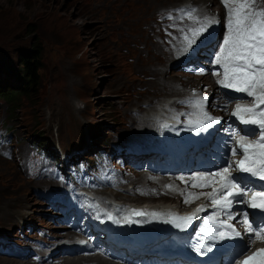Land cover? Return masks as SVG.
Listing matches in <instances>:
<instances>
[{"label": "rangeland", "instance_id": "obj_1", "mask_svg": "<svg viewBox=\"0 0 264 264\" xmlns=\"http://www.w3.org/2000/svg\"><path fill=\"white\" fill-rule=\"evenodd\" d=\"M118 1L0 0V90L19 92L25 88L28 84L21 57L41 52L39 84L16 102L0 98V149L6 151L5 156L0 154V264H28L2 255L47 249L53 241L63 240L55 235L73 223L65 220L67 211L60 204L63 195L54 200L46 189L49 179L63 185L58 176L62 166L41 158L35 142L61 159L91 160L101 149L110 153L121 147L119 138L124 129L152 127L147 121L158 112L162 114L168 102L173 101L171 113L187 110L188 102H177L188 92L186 87L199 92L207 85V92L214 90L199 72L208 65L203 51L193 62L172 63L173 71L165 74L141 71L150 69L146 66V46L159 47L161 32L169 37L170 25L165 22L172 20V15L165 17L164 12L159 16L168 19L159 20L155 31H147L148 24L157 23L158 13L154 15V11L181 0H124L113 8ZM153 1L149 12L147 5ZM158 69L169 67L159 65ZM124 81L126 84L120 85ZM70 112L75 117L68 120ZM149 114L153 116L150 119ZM97 134L100 137L95 138ZM95 147L98 149L92 153ZM101 166L99 176L103 178L110 165L103 162ZM40 169L48 178L42 173L36 175ZM119 180L135 183L139 177L124 175ZM31 182L37 183L36 192ZM65 186L74 188L73 184ZM52 234L41 244L37 240ZM32 244L40 247L34 249Z\"/></svg>", "mask_w": 264, "mask_h": 264}, {"label": "bare ground", "instance_id": "obj_2", "mask_svg": "<svg viewBox=\"0 0 264 264\" xmlns=\"http://www.w3.org/2000/svg\"><path fill=\"white\" fill-rule=\"evenodd\" d=\"M123 1L124 0H120L114 3L113 8H116V4L123 2ZM154 1L156 3L164 2L163 0H154ZM154 1L147 5V10L149 12H150V8L154 7L152 5ZM250 2H252L253 7L255 9L257 10L264 9V0H250ZM170 3L172 2L170 1ZM230 3H231V0H230ZM157 8H156V11H154V15L158 13L157 23L148 24L147 31L149 32L155 31L157 27L156 25L159 22L164 20V17L159 16V14L164 12L165 17H167L168 15H172V20H167L168 18H165V20H167L166 22L164 20V22L167 25L168 24L170 25L169 26L170 41L167 39L166 34H163V32H161L160 34L161 39L159 40H161L162 43L160 44L159 47H152V45L146 46L144 50H146V52L148 51L147 55H149L146 59V62H147L146 66L149 65L150 69L149 67H147L148 69L141 70L143 74H148V75L156 74L157 75L161 73L165 74L168 72V70L173 71L171 67H172V63L177 65L178 62L176 61V59L180 61L181 63H186V62L197 60L198 51L205 50V43L201 45L200 47H198V45L195 44V46L191 47V49H189L186 53H181L178 51V49L182 46V38L185 35V33L190 32V30L193 27L198 26V21L203 20L205 17H211L214 20V23H212L207 28V30L204 32V33L206 32L213 33L211 37L213 46L218 41V39H220L223 35H224V38L227 36V10L225 8L223 0H181L177 3L172 4L171 7L169 6V8H166V7L164 8L160 6ZM189 13H191V15H189ZM210 57H211V53L208 54L205 58L209 59ZM140 63L142 62L140 61ZM159 65H165V68L169 67V69H165L163 71L161 69H158ZM140 69H142V67L141 68L139 67V70ZM193 70H195V67L193 68ZM201 75L207 79L208 85H213L214 89L216 87L221 89V86L218 85V82H217L218 77L212 74L211 69L202 70ZM222 79H223V76L221 77V80ZM125 84H126V81H124L120 85H125ZM203 86L205 87V85ZM206 87L207 89L209 88V86L207 85ZM170 105H173V101L168 102L167 107H164L163 111H165L166 108L170 107ZM62 108H65V107L63 106ZM228 111L231 113L232 111H234V108H231ZM188 112H191L195 116L202 117V113L199 114L198 106L192 108ZM219 112L222 113V111H219ZM160 113L161 112H158L157 114L154 113L155 114L154 117L158 116ZM70 117L72 119L75 117L73 112H70L67 115V119L68 120L71 119ZM151 117L153 116L149 114V119ZM98 137H100L99 134H97V137L95 135V138H98ZM138 177H139V181H142L144 179L141 176H138ZM44 181H41L39 183H43ZM119 182L124 185L127 183H132V182H128L127 180H119ZM31 183H32V187L34 188V191L36 192L37 183H34V182H31ZM116 184L117 182L114 181V185L112 187H115ZM48 187L46 189L50 191V198L51 197L57 198L59 195L62 194V191L64 189L63 186L59 184H55L50 180H48ZM200 191L201 190L199 186H197L194 189L193 191L195 193V195L193 196L194 201L199 200V197L196 195V193ZM186 196H187L186 194H183V195L181 194V197H186ZM112 197L119 198V193H114V192L105 193L101 191L97 192L95 194L94 199L90 200L92 202L94 211L100 212L102 209L97 208L96 204L100 203L102 205H107L109 204L107 203V198H112ZM208 201H210V199H208ZM55 203H57V201ZM154 210L155 211H150L148 213L149 218H152L154 220V223H168V222H172L174 219L177 218V215L175 213L170 212V211L165 212L166 209L162 211L156 210V209ZM70 211L74 213V215L71 214V212L67 213V215L65 216V220H73V223L70 225L68 224L67 226L64 227L66 229L65 232L58 233L55 235L56 238H60V239L64 238L63 240L53 241L50 244V246H48L47 249H41L36 252L29 251V250H22L17 255H12L11 253L5 252L6 254L4 253L5 255L3 254L2 256L11 257L12 259L16 261H25L28 264H89V263L91 264H160V260L155 256V254H148V253H143V252H138L136 254L134 252L122 253L123 251L122 247L113 246L112 244L107 243L106 235L109 232V228L105 226H99V227L95 226L96 221H95V218L92 217V210L86 208L83 211V213L80 214L78 218L74 219L76 216H78L77 215V212H78L77 199H75V202L73 203ZM6 214L7 213H5V215ZM53 235L54 234L50 235L44 241H40L37 238L36 239L41 244L45 241L50 240ZM79 237H83L84 239H89L88 243L86 245L81 244V242L78 241ZM40 244H39V247H40ZM34 249H38V248H34ZM8 252H13V251H8ZM30 252H32L31 255H30ZM14 264H19V263L15 262Z\"/></svg>", "mask_w": 264, "mask_h": 264}, {"label": "snow or ice", "instance_id": "obj_3", "mask_svg": "<svg viewBox=\"0 0 264 264\" xmlns=\"http://www.w3.org/2000/svg\"><path fill=\"white\" fill-rule=\"evenodd\" d=\"M223 3L227 10V36L224 38L222 46L219 47L218 54L214 56V63L222 66L223 69V79L219 83L225 88H232L254 98V103L250 107L237 105L233 115L238 117L244 125H255L259 129V139L257 140L250 141L245 136H240L238 141L233 140L234 144L239 145V150H242L241 155L244 157L236 162V168L238 171L264 180V108L259 107L264 105V9H255L250 0H231V3L230 0H223ZM212 23L214 20L211 17H205L198 21V26L185 33L182 38V46L178 51L186 53L191 49L196 40ZM206 99V97L203 98L200 104ZM214 122H216L214 117L208 115L207 112H202V119L197 121V125L206 130ZM236 135L237 133H232L233 137ZM230 151L235 156L238 149L233 147ZM230 167L231 164L210 176H199L198 179L205 183L192 186H209L206 182L217 178L220 181V189L206 195L215 207L227 213V220H233L236 217L232 211L234 202L242 203L253 209H260L261 215L264 216V191L253 193L249 200L247 197L250 189L247 185L242 189L240 184L234 182L229 172ZM181 179L183 180V177ZM188 202L185 200V203ZM144 214L136 212L138 216ZM240 215L242 216L241 222L247 224V230L252 238L261 237V234L264 233V224H259L254 229L248 221V213L244 212ZM180 219L187 223L194 219V216ZM208 220L213 221L214 218L209 216ZM221 223L223 227L231 231H219L215 234V239L223 240L229 236H240V233L235 231L230 223L227 221H221ZM244 264H248V262L245 261Z\"/></svg>", "mask_w": 264, "mask_h": 264}, {"label": "trees", "instance_id": "obj_4", "mask_svg": "<svg viewBox=\"0 0 264 264\" xmlns=\"http://www.w3.org/2000/svg\"><path fill=\"white\" fill-rule=\"evenodd\" d=\"M40 56L41 52L36 50L28 56L21 57L22 72L27 78L28 85L19 92L0 90V98H5L9 102H16L19 96L28 94L32 88L39 84L40 78L38 77V71L41 65ZM39 146L43 147L41 144Z\"/></svg>", "mask_w": 264, "mask_h": 264}]
</instances>
